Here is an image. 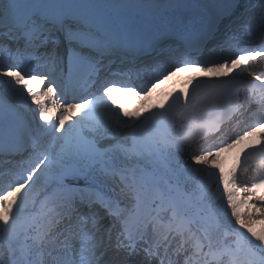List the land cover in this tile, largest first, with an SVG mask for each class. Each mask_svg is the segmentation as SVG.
<instances>
[{
    "label": "snow or ice",
    "instance_id": "6c2138e0",
    "mask_svg": "<svg viewBox=\"0 0 264 264\" xmlns=\"http://www.w3.org/2000/svg\"><path fill=\"white\" fill-rule=\"evenodd\" d=\"M261 62L264 0H0V264H264V140L216 160L264 129ZM180 67L225 78L114 106Z\"/></svg>",
    "mask_w": 264,
    "mask_h": 264
},
{
    "label": "bare ground",
    "instance_id": "6f19581e",
    "mask_svg": "<svg viewBox=\"0 0 264 264\" xmlns=\"http://www.w3.org/2000/svg\"><path fill=\"white\" fill-rule=\"evenodd\" d=\"M253 2H255V0H253ZM181 59H195V58H185V57H180ZM259 65H261V63H259L258 65H256V67L258 68V70H264L263 68H260ZM120 66L119 65H115L113 67V71L114 72H118L120 71ZM223 72H228L227 69H222ZM229 75H231V73H229ZM223 77V76H222ZM215 78L214 76L211 75V73H208L204 70H202V68L200 67H180L178 70L174 71V73L169 76L167 79H161L159 83H156L155 89L152 91L151 95L146 99L144 107L142 108V110L140 111V113L146 115V111L145 109H152L155 108V110L157 109L158 106H160L159 104H164L166 101H168L171 96L175 95L176 93H183L186 90L191 88V85L194 84L197 80H204V79H212ZM133 79H135V77H133ZM249 79H252L251 77H249ZM258 83V81H257ZM176 84H180L183 85V89L182 90H175L174 86ZM149 87H151V85H149ZM137 93L136 98H141L143 94H138V91H136ZM162 102V103H160ZM59 111H62L60 108L58 109ZM132 108L130 104H127V108L126 111L127 113L131 112ZM51 115L56 116L57 110H53L51 113ZM124 119H128L129 117H123ZM58 123V121H57ZM246 122H243V124ZM225 128H227L228 132L232 135L233 133L235 134L236 132H238L240 130V128H238L239 126L235 123V120L227 125L224 126ZM217 136H219V133L217 134ZM217 136H212L207 138L205 141H203V143L205 144V146H207L208 143H211L213 141H216ZM248 140H246L245 142H243L242 144L239 145V149L244 148L245 146H248ZM230 150V149H229ZM242 155V153L240 151H235V152H231L230 153V159L227 160L224 158V153L222 152L220 154L219 157L216 158L217 163L223 168V170L225 172H227L237 161L238 156ZM211 159V158H210ZM184 162H185V166H195V168H198L199 166H202L203 164H196L195 161L191 158V156L185 155L184 157ZM204 168H207L209 171H212L213 168L211 166V164L209 165H204ZM258 167V162H250L249 163V171L247 174H244L242 176V178L238 181V185L237 187L241 190L242 195L243 196H247V187L248 182H249V177L252 175L253 170L256 169ZM213 188H215V185H213ZM221 191H223V188L221 186ZM264 193V189L258 190V192L256 193V195H260ZM250 203L253 205V207L255 208H259L262 211H264V203L258 201L255 199V197H253V199L250 201ZM226 204V201H225ZM245 209L244 211H247V206H243ZM231 212L230 210L228 211V215H230ZM264 223V217H261L259 214L257 213H253L252 217H251V224L250 226H255L257 224H262Z\"/></svg>",
    "mask_w": 264,
    "mask_h": 264
},
{
    "label": "rangeland",
    "instance_id": "374dc122",
    "mask_svg": "<svg viewBox=\"0 0 264 264\" xmlns=\"http://www.w3.org/2000/svg\"><path fill=\"white\" fill-rule=\"evenodd\" d=\"M252 175H253V173H252ZM248 185L250 186V180H249V182H248ZM245 208L242 206V210H244ZM230 216V215H229ZM232 224L233 225H235L236 224V221H235V219L233 218L232 219ZM237 227H239L238 225H237ZM251 227H253L254 229H256V230H259L261 227H264V223H262V224H257V225H255V226H251ZM243 230V229H242Z\"/></svg>",
    "mask_w": 264,
    "mask_h": 264
}]
</instances>
